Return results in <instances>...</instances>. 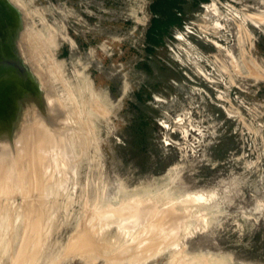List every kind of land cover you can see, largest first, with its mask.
<instances>
[{"label": "rangeland", "instance_id": "374dc122", "mask_svg": "<svg viewBox=\"0 0 264 264\" xmlns=\"http://www.w3.org/2000/svg\"><path fill=\"white\" fill-rule=\"evenodd\" d=\"M7 1L0 264H264V0Z\"/></svg>", "mask_w": 264, "mask_h": 264}, {"label": "water", "instance_id": "95a60500", "mask_svg": "<svg viewBox=\"0 0 264 264\" xmlns=\"http://www.w3.org/2000/svg\"><path fill=\"white\" fill-rule=\"evenodd\" d=\"M19 13L7 0H0V115L6 112V104L13 101V94L17 95L26 87L34 88L26 66L17 57H9L1 51V46H10L11 32L16 26ZM18 92V93H17Z\"/></svg>", "mask_w": 264, "mask_h": 264}, {"label": "bare ground", "instance_id": "6f19581e", "mask_svg": "<svg viewBox=\"0 0 264 264\" xmlns=\"http://www.w3.org/2000/svg\"><path fill=\"white\" fill-rule=\"evenodd\" d=\"M31 37H32V36H31ZM23 41H24V40H23ZM37 51H38V50H37ZM36 53H37V52H36ZM25 89L28 90V92L30 91L31 93H34V91H33L31 88H25ZM25 94H26V93H25ZM34 95L36 96L35 93H34ZM45 96H47V95H45ZM45 96H44V97H45ZM21 99H22V98H21ZM44 99H47V98H44ZM37 100H38V99H37ZM31 102H32V101H31ZM38 102H39V101H38ZM11 103H12V101H8V103L6 104V106H5V107H6V112H5L4 114H2V116L0 115V116H1V117H0V121H1L2 118L5 119V117H8L9 115H11V117L14 119L15 111L13 110V107H12ZM40 106H41V105H40ZM37 107H38V106H37ZM10 110H11V111H10ZM12 110H13V111H12ZM6 115H8V116H6ZM4 116H5V117H4ZM8 118H10V117H8ZM26 119H28V120H26ZM2 120H3V119H2ZM6 120H7V119H6ZM11 120H12V119H11ZM11 120H10V122H11ZM21 120L23 121V119H21ZM21 120H20V124L23 126V127H22V126H21V127L24 128V125H25V124H22V123H21ZM25 120L27 121L26 123H28V124H29V122L31 123L29 117H27V118L25 117L23 123H25ZM7 121H9V120H7ZM28 121H29V122H28ZM1 122H2V121H1ZM3 122H4V121H3ZM33 122L35 123L36 121H33ZM33 122H32V123H33ZM32 123H31V124H32ZM3 124H4V123H3ZM35 124H36V123H35ZM38 124H39V123H38ZM25 127H27V126L25 125ZM31 127H32V126H31ZM34 127H35V126H34ZM38 127H39V125H37L36 129H37ZM0 128L3 129V130H1V131H5L6 134H7V132H8V133H9L8 135H10V131L5 130L3 127H0ZM27 128H28V127H27ZM29 128H30V127H29ZM29 128H28V129H25V130L27 131V132L25 131L26 133H25L24 130H23V133H22V134L24 135V137H23V138L21 137V139L24 140V139H26V137H28V134H27V133H28V131H29ZM40 129H41V128H40ZM82 129H83V127H82ZM84 129H85V128H84ZM6 131H7V132H6ZM38 131H39V130H38ZM21 132H22V130H21ZM21 132H20V133H21ZM29 132H31V128H30V131H29ZM32 132H33V131H32ZM32 132H31V134H32ZM35 132H36V131H35ZM43 132H44V131L42 130V134H43ZM2 134H3V133H2ZM25 134H27V136H26ZM31 134L29 133V135H31ZM23 135H22V136H23ZM2 136H3V135H2ZM25 136H26V137H25ZM31 136H32V135H31ZM31 136H30V137H31ZM33 136H34V135H33ZM33 136H32V137H33ZM38 136H39V135H38ZM38 136H37V137H38ZM9 137H10V136H9ZM45 138H46V136H45ZM34 139H36V138H34ZM38 139H39V138H37L36 142L38 141ZM18 140H19V139H18ZM26 140H28V138H27ZM26 140H24V142H25ZM28 141H29V140H28ZM30 141H31V140H30ZM33 141H35V140H33ZM33 141H31V142H33ZM40 141H42V140H39V142H40ZM18 142H19V141H18ZM18 142H17V143H18ZM24 142H23V143H24ZM31 142H30V143H31ZM39 142H37V144H38ZM21 143H22V142H21ZM21 143H20V144H21ZM26 143L29 144V142H27V141H26ZM41 143L44 144V143H45V140L42 141ZM41 143H39V145H40ZM17 145H18V144H17ZM24 145H25V144H24ZM33 145H34V143H33ZM33 145L31 144L30 146L32 147ZM19 146H20V145H19ZM21 146H22V145H21ZM26 146H27V144H26ZM30 146L28 145V148H29V149H28V151L26 150V151H27V154H26L27 156H26V158L28 159V161H30V167H29V166H28V167H29V169H30L29 173L31 174V177H32V175H33L35 172L38 173L37 170H38L40 167H42V163H41L42 159L39 158V160H41V161L38 162V158L36 157L38 154L36 153V154H37V155H36V154L34 153V152H36V150H35L34 147H33V149L35 150V151H33V149H32ZM34 146H35V145H34ZM37 146H38V145H37ZM44 146H45V144H44ZM39 147H41V149H42L43 145H42V146L40 145V146L36 147V149L39 150ZM46 147H48V145H47ZM46 147H44V148H46ZM19 148H20V147H19ZM19 148H18V150H19ZM23 148H24V147H23ZM23 148H22V149H23ZM44 148H43V149H44ZM22 149H21V150H22ZM41 149H40V150H41ZM37 152H38V151H37ZM40 152H41V151H40ZM24 153H25V151H24ZM3 155H4V154H3ZM11 155H12V154H11ZM17 155H18V153H17ZM39 155H40V154H39ZM5 156H6V155H5ZM24 156H25V155H24ZM18 157H19V155H18ZM20 157H21V156H20ZM38 157H39V156H38ZM0 158H1V159H0V182H1L0 190H2V188L4 189V187H5V186L3 187V184H2L3 181H2V179L5 178V175H6L5 173H6V170H7L6 167L8 166V164L6 163V161H4V160H6L7 158H6V159H5V158L2 159L1 155H0ZM16 158H17V157H16ZM29 159H30V160H29ZM23 160H24V159H23ZM43 161H44V160H43ZM8 162H9V161H8ZM21 162H22V161H21ZM25 162H26V161H25ZM16 163H17V161H16ZM27 163H28V162H27ZM39 163H41V164H39ZM20 164H21V163H20ZM22 164H23V162H22ZM37 164H39L40 167H39V165H37ZM6 165H7V166H6ZM17 165H18V164H17ZM24 165H25V163H24ZM26 165H27V164H26ZM15 167H16V166H15ZM38 167H39V168H38ZM20 168H21V167H20ZM41 169H42V168H41ZM17 170H18V169H17ZM12 171H13V170H12ZM22 171H23V168H22ZM16 172L18 173V171H16ZM16 172H14V173H16ZM20 172H21V170L19 169V173H20ZM24 172H25V169H24ZM40 172H41V171H40ZM7 173H8V172H7ZM17 173H16V175H17ZM21 173H23V172H21ZM25 173H26V172H25ZM30 174H28L27 176H29ZM9 175H11V177H13L12 174H10V172H9ZM9 175H8V176H9ZM34 175H36V174H34ZM6 176H7V175H6ZM14 176H15V175H14ZM21 176H23V174H22ZM25 176H26V175H25ZM15 177H16V176H15ZM15 177H14V178H15ZM18 177H20V176H18ZM29 177H30V176H29ZM31 177H30V178H31ZM42 177H43V176H42ZM20 178H21V180L19 179V181L21 182V181H24V180H22V179H26L27 177L24 178V176H23V177H20ZM15 179H16V178H15ZM3 180H4V179H3ZM26 180H27V179H26ZM17 181H18V179H17ZM27 181H28V180H27ZM4 182H5V181H4ZM10 182H11V181H10ZM15 182H16V181H15ZM34 182H35V181H34ZM34 182H33V183H34ZM22 183H23V182H22ZM25 183H26V182H25ZM38 183H39V182H38ZM16 184L18 185L19 183L17 182ZM23 184H24V183H23ZM26 184H27V183H26ZM19 185H21V184H19ZM34 185H35V184H34ZM14 186H16V185H14ZM26 186H27V185H26ZM26 186H25V187H26ZM17 187H18V186H17ZM20 187L24 188L23 185L20 186ZM13 188H14V187H13ZM35 188H36V187H35ZM18 189H19V187H18ZM30 189H31V188H30ZM38 190H39V189H38ZM4 191H5V190H3L2 192H4ZM14 191H15V190H14ZM14 191H13V192H14ZM16 191H17V190H16ZM35 191H36V190H35ZM21 192H22V190H21ZM25 192H27V191H25ZM32 192H33V191H32ZM30 195H31V194H30ZM32 195H33V194H32ZM202 195H203V194H202ZM5 199H6V198H5ZM31 199H32V198H31ZM34 199H35V198H34ZM29 221H30V220H29ZM30 222H31V221H30ZM152 224H153V223H152ZM28 225H29V224H27V226H28ZM155 227H156V226H155ZM27 228H28V229H27L28 232L30 231V233H31V231H33V233L36 234V232H37V231H36V228H38V227H37V221H36V220H33V222H32V223L29 225V227H27ZM39 229H40V228H39ZM39 229H38V230H39ZM163 229H164V228H163ZM83 230H85V229L83 228ZM153 230H154V229H153ZM40 231H41V230H40ZM85 231H86V230H85ZM28 232H26V233L28 234ZM33 233L28 234V237L30 236L29 238H31V236H32ZM82 233H83V232H82ZM82 233L79 234V235H81L80 237L78 236L79 238H78V237L75 238V239H77V238H78V239H77L76 241H74V244L72 243L73 246H71V247H73V249H75V248H80V249L87 248V250H88V248H89V246H90V245H89L90 242H91V244H93V243H92L93 240H92L91 238H89V237H90L89 234H88V235H87V234L84 235V234H82ZM85 233H86V232H85ZM87 233H88V232H87ZM147 234H148V233H147ZM155 234H156V233H155ZM167 236H168V235H167ZM147 237H148V236H147ZM147 237H146V240H147ZM23 238H24V241H26V240H25L26 235H25ZM29 238H27V240H29ZM32 238H33V237H32ZM150 238H151V237H150ZM42 239H43V238H42ZM89 239H91L90 242H89ZM33 240H34V239H33ZM147 241L149 242V240H147ZM159 241H160V240H159ZM75 242H78V244H76ZM145 242H146V241H145ZM26 243H27V242H26ZM26 243H24V244H26ZM42 244H43V243H42ZM75 244L78 245L79 247H77V246L75 247V246H74ZM148 244H149V243H148ZM154 244H155V243H154ZM22 245H23V244H22ZM26 245H27V244H26ZM26 245H25V246H26ZM70 245H71V244H70ZM143 245H144V244H143ZM145 245H147V244L145 243ZM160 245H161V244H160ZM25 246H23V248L21 249L20 253H17V254L19 255V257H16V259L18 258L17 260H15V261H16V264H22L23 262H26V261H24V260H26V258H27V261H28L29 259H31V257H30V258H29V257H26V256H28L27 254L30 253V252H28V253L26 254L25 250H23ZM91 246H92V245H91ZM91 246H90V249H89V250H91V248H92ZM141 246H142V244H141ZM156 246H157V245H156ZM96 248H97V247H96ZM96 248H95V249H96ZM145 248H146V247H145ZM25 249H26V248H25ZM71 249H72V248H71ZM80 249H79V250H80ZM39 250H40V249H39ZM76 250H78V249H76ZM93 250H94V249H93ZM142 250H143V249H142ZM72 251H73V250H72ZM84 251H85V250H84ZM91 251H92V250H91ZM146 251H148V250H146ZM18 252H19V251H18ZM89 252H90V251H89ZM85 253H87V252H85ZM17 254H16V255H17ZM30 254H31V253H30ZM87 255H88V254H87ZM89 255H90V254H89ZM29 256H30V255H29ZM31 256H32V255H31ZM13 259H14V258H13ZM13 261H14V260H13ZM17 261H18V263H17ZM13 263H14V262H13ZM13 263H12V264H13ZM29 263H30V261H29ZM32 263H33V262H32ZM24 264H25V263H24ZM26 264H27V262H26Z\"/></svg>", "mask_w": 264, "mask_h": 264}]
</instances>
